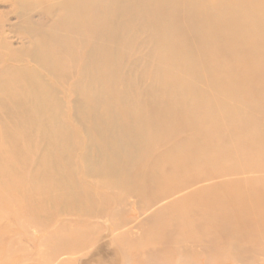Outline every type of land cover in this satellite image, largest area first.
Wrapping results in <instances>:
<instances>
[{
	"label": "bare ground",
	"instance_id": "bare-ground-1",
	"mask_svg": "<svg viewBox=\"0 0 264 264\" xmlns=\"http://www.w3.org/2000/svg\"><path fill=\"white\" fill-rule=\"evenodd\" d=\"M12 1L29 44L0 51V191L19 210L105 219L119 243L194 189L230 202L225 225L260 210L237 187L264 189V0ZM63 225L55 259L91 240Z\"/></svg>",
	"mask_w": 264,
	"mask_h": 264
},
{
	"label": "rangeland",
	"instance_id": "rangeland-1",
	"mask_svg": "<svg viewBox=\"0 0 264 264\" xmlns=\"http://www.w3.org/2000/svg\"><path fill=\"white\" fill-rule=\"evenodd\" d=\"M15 5L12 0H0V51L5 50L10 55L11 50L29 44L28 39L21 38L17 31ZM1 42L9 49L2 48ZM259 182L260 179H252L237 188L240 192L264 194V189L258 187ZM209 183L207 181L206 185ZM84 186L88 189L94 187ZM235 189L230 184H223L219 193ZM98 191L104 192L102 189ZM192 196L196 198V205L190 210L188 203ZM178 200L176 209L164 211L156 221L151 219L154 209L142 213L141 223L130 226L131 230L134 229L130 230L133 234L126 231L130 237L126 236L128 240L119 243L117 238L122 232L110 231L113 226L105 219L96 218L80 224L73 221L75 217L66 215L46 221L43 211L42 218L35 219L18 209L8 191H0V264H264V201L256 215L254 212L240 214L225 225L215 217L214 210L222 212L230 202L219 201L213 211H208L205 208L209 200L197 189ZM236 205L243 206L235 202V210ZM114 207L105 206L101 211L112 212L118 208L115 204ZM128 208L123 218L131 216V208ZM203 216L207 217L204 223L201 222ZM180 218L186 223L180 222ZM63 223L91 240L78 241L71 245L69 255L55 259L49 256L53 234L57 231L70 234L64 232Z\"/></svg>",
	"mask_w": 264,
	"mask_h": 264
}]
</instances>
